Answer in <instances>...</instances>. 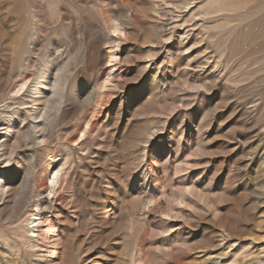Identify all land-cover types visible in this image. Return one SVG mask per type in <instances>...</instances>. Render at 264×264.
<instances>
[{
    "label": "rangeland",
    "instance_id": "obj_1",
    "mask_svg": "<svg viewBox=\"0 0 264 264\" xmlns=\"http://www.w3.org/2000/svg\"><path fill=\"white\" fill-rule=\"evenodd\" d=\"M0 147V264H264V0H0Z\"/></svg>",
    "mask_w": 264,
    "mask_h": 264
},
{
    "label": "bare ground",
    "instance_id": "obj_2",
    "mask_svg": "<svg viewBox=\"0 0 264 264\" xmlns=\"http://www.w3.org/2000/svg\"><path fill=\"white\" fill-rule=\"evenodd\" d=\"M26 83L20 84L19 86L16 87H12L10 88V91L14 92V95H16L17 93H19L20 91H22L23 87L26 86ZM13 85V84H12ZM42 87H45L43 83H40L39 86L37 88H35V91L33 92L35 94V97L33 98V105L34 108L32 109L36 115H38V113H40V105H42L43 103V98L46 96L45 95V91L42 89ZM51 92L54 95H57V109L61 107V105L63 103V99H64V94H63V85L62 84H58L56 83L52 88H51ZM19 98V97H17ZM93 98V97H92ZM22 99V98H21ZM19 101V100H18ZM50 113V107L44 106L43 112L40 116H38V118L40 119V121H42V123L47 119L48 115ZM86 120V127L85 128H80L78 129V131L83 132V134H85L86 132L89 131V129L93 126L92 123V118L91 117H85ZM84 119V120H85ZM41 124V123H40ZM39 125V124H37ZM74 140V139H73ZM1 148V147H0ZM4 154V153H3ZM1 155V154H0ZM52 175V176H51ZM61 176V169L58 170L54 167H52L50 170H47L44 173V178H46V181L49 180V183L47 185L46 182V187L49 186L50 189V193L53 192L55 190V187L57 186V184L59 183V179ZM60 184V183H59ZM49 195V193H48ZM4 196V195H3ZM48 197V196H47ZM3 198V197H2ZM50 198V196H49ZM48 198V199H49ZM42 202V201H41ZM44 203V202H43ZM40 219V218H39ZM43 220V218H41ZM61 244V243H60ZM59 247V244L57 245ZM56 248V247H55Z\"/></svg>",
    "mask_w": 264,
    "mask_h": 264
}]
</instances>
